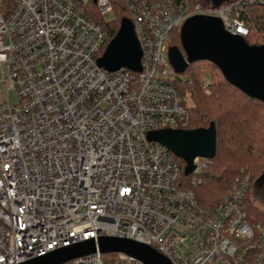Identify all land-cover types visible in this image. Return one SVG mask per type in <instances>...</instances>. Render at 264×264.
I'll return each mask as SVG.
<instances>
[{"label":"built area","instance_id":"built-area-1","mask_svg":"<svg viewBox=\"0 0 264 264\" xmlns=\"http://www.w3.org/2000/svg\"><path fill=\"white\" fill-rule=\"evenodd\" d=\"M92 1L97 16L113 18V0ZM120 1L141 71L98 65L110 41L82 0H0V264L106 236L149 245L172 264H264V226L246 207L250 176L203 208L181 187L182 159L148 138L189 126L188 97L167 54L171 31L207 15L245 37L244 10L264 0ZM212 160L194 159L192 185ZM64 264L146 263L97 250Z\"/></svg>","mask_w":264,"mask_h":264},{"label":"water","instance_id":"water-1","mask_svg":"<svg viewBox=\"0 0 264 264\" xmlns=\"http://www.w3.org/2000/svg\"><path fill=\"white\" fill-rule=\"evenodd\" d=\"M181 45L168 46V59L176 74H183L188 65L206 60L214 63L225 79L250 96L264 103V45H250L242 35L229 33L219 17L195 15L180 28ZM142 50L134 25L129 18L120 23L116 36L109 42L98 65L110 72L121 68L141 71ZM148 138L164 144L172 153L185 161V176H190L196 157L213 159L216 155L217 133L214 123L208 128L160 129L148 132ZM264 179V172L259 181ZM126 252L146 264H172L153 247L118 237H100L56 249L46 255L21 264H64L95 253Z\"/></svg>","mask_w":264,"mask_h":264},{"label":"trees","instance_id":"trees-1","mask_svg":"<svg viewBox=\"0 0 264 264\" xmlns=\"http://www.w3.org/2000/svg\"><path fill=\"white\" fill-rule=\"evenodd\" d=\"M203 5L224 4L231 0H195ZM114 16L101 19L94 9L95 19L106 29L111 41L117 34L123 19L129 18L124 4L113 0ZM95 6V3H92ZM242 18L249 27L245 40L250 45H264V7H247ZM170 45L178 46L183 54L180 30L169 34ZM204 63V64H203ZM206 74H209V93L202 89ZM177 77L180 91L191 101L189 104L188 129L208 128L214 123L217 133L216 155L212 163L201 173V182L191 184V178L181 175V187L193 190L199 205L212 209L239 176L249 175L250 188L246 196L249 219L264 226V209L254 206L249 200L252 189L264 172V103L251 98L224 77L212 62L201 60L188 65ZM182 167L186 163L181 160Z\"/></svg>","mask_w":264,"mask_h":264},{"label":"rangeland","instance_id":"rangeland-1","mask_svg":"<svg viewBox=\"0 0 264 264\" xmlns=\"http://www.w3.org/2000/svg\"><path fill=\"white\" fill-rule=\"evenodd\" d=\"M83 3L89 8V10H91L92 12L94 11V4L92 0H82ZM170 40H173V38H169L167 40V43L170 42ZM204 64V63H203ZM6 71V66H0V100H5L6 98V94L5 92H3L2 95V90L4 91L6 89V86L4 84V82H2L3 79V72ZM182 78L185 77V75L181 74L180 75ZM209 74H206V77L204 79V85L202 86V89L206 91V93H209ZM9 97H10V101L12 104H17L19 102V97H18V92L16 89H12L9 92ZM189 104L191 105V101L188 99ZM249 200L251 201V203L258 207L259 209H264V181H257L252 189V192L249 196ZM111 255V254H109Z\"/></svg>","mask_w":264,"mask_h":264},{"label":"flooded vegetation","instance_id":"flooded-vegetation-1","mask_svg":"<svg viewBox=\"0 0 264 264\" xmlns=\"http://www.w3.org/2000/svg\"><path fill=\"white\" fill-rule=\"evenodd\" d=\"M261 182H263L264 181V179H262V180H260Z\"/></svg>","mask_w":264,"mask_h":264}]
</instances>
